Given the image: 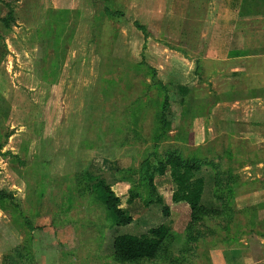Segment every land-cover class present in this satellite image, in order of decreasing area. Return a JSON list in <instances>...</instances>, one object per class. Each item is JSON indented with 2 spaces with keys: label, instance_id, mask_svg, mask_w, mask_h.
I'll return each instance as SVG.
<instances>
[{
  "label": "rangeland",
  "instance_id": "obj_1",
  "mask_svg": "<svg viewBox=\"0 0 264 264\" xmlns=\"http://www.w3.org/2000/svg\"><path fill=\"white\" fill-rule=\"evenodd\" d=\"M153 1L141 8L139 0H0V19L9 8L15 16L10 29L0 23V264H209L208 248L220 254L222 245L230 246L228 260L254 264L246 250L222 240H238L243 230L253 237L254 218L224 192L230 218L200 217L189 226L186 210L171 205L170 175L157 173L172 149L168 127L179 107L166 76L150 70L146 39L188 46L174 37L178 16L167 14L162 25ZM216 143L213 158L227 168L220 150L227 139ZM239 162L234 157L231 167ZM87 171L119 196L130 224L112 223ZM162 223L169 232L154 257L114 258V236L146 234Z\"/></svg>",
  "mask_w": 264,
  "mask_h": 264
},
{
  "label": "crops",
  "instance_id": "obj_2",
  "mask_svg": "<svg viewBox=\"0 0 264 264\" xmlns=\"http://www.w3.org/2000/svg\"><path fill=\"white\" fill-rule=\"evenodd\" d=\"M172 2L154 0L152 13L157 21H165L167 14L177 15L180 29L174 37L188 49H174L147 37L145 51L149 67L166 76L178 99L179 110L169 127L174 130L171 151L199 166L197 174L204 181L200 203L205 207L218 205L216 182L233 186L228 200L254 218L248 229L254 236L242 233L237 241L223 244L235 243L233 251L246 250L254 264H264V0ZM139 4L143 8L144 0ZM196 100L204 103L194 105L201 104ZM222 138L228 142L220 148L230 164L227 168H221V162L213 158L219 150L216 140ZM236 139L240 146L232 143ZM234 157L240 162L231 167ZM165 173L169 174V169ZM171 203L190 215L186 202ZM210 248L209 264H240L236 257L228 260L230 246L219 247L223 248L218 249L220 254Z\"/></svg>",
  "mask_w": 264,
  "mask_h": 264
},
{
  "label": "trees",
  "instance_id": "obj_3",
  "mask_svg": "<svg viewBox=\"0 0 264 264\" xmlns=\"http://www.w3.org/2000/svg\"><path fill=\"white\" fill-rule=\"evenodd\" d=\"M14 22V12L12 8H9L7 14L0 19L1 26L4 29H10ZM150 70L153 74H155V70L153 68L150 67ZM167 99L168 97L166 98V101H164L165 103L163 102L164 106L166 105V108L168 104ZM159 121L162 122V125L169 126L171 124V121L168 120L166 114H162ZM167 168L169 169V175L172 182V187L170 189L171 202L176 203L184 201L188 204L190 207L189 216L191 218L189 226H191V223L195 222V220L200 217L212 218L216 216H224L230 218L232 216V213L230 212L231 209L229 208L230 206L227 205V202L224 200V192L228 196L234 193L232 185L226 184V186H223L219 184V182H216L214 186V196L219 206H216L215 208H208L200 203L204 181L201 176H198L197 172L199 171V166L194 161L184 160L179 154L169 150L165 154L164 162L160 161L156 167L158 175H164ZM86 176V180L88 182H93V190L102 199L112 223L116 226H126L130 224L133 221L131 214L127 209L120 206V198L115 194L110 185L96 172L87 171ZM152 180L153 174H149L147 181L152 189V192L156 193L155 201L158 204H162L163 214L168 215L169 208L165 204L163 196L157 193L158 190ZM223 188L227 191H224ZM228 196L226 197L228 198ZM249 210L251 211L252 207H250ZM168 232L169 230L167 225L162 223L158 226L150 228L146 234H118L113 237L111 243L113 256L120 262L152 258L161 248ZM222 240L224 242H232L234 240L237 241L235 236H226ZM24 243L25 240L22 242L21 246L17 247L22 249Z\"/></svg>",
  "mask_w": 264,
  "mask_h": 264
}]
</instances>
